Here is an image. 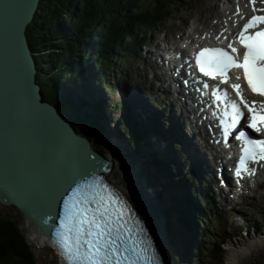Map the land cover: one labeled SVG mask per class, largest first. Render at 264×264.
Segmentation results:
<instances>
[{
	"label": "trees",
	"instance_id": "1",
	"mask_svg": "<svg viewBox=\"0 0 264 264\" xmlns=\"http://www.w3.org/2000/svg\"><path fill=\"white\" fill-rule=\"evenodd\" d=\"M141 1L144 0H40V7L27 27L29 44L38 61L37 80L43 88L44 98L67 114L72 125L93 141L95 147L102 150L113 135L121 145L125 144L122 140L125 138L128 146L124 157H128L129 164L134 163L132 157L138 154L147 156L138 172L145 180L138 177L143 186L156 188L159 208L154 200L155 207L160 215L168 217L167 229L171 230L176 256L185 258L188 248L203 259L221 260L225 240L211 245L206 233L211 227L206 224L209 210L203 211L193 204L191 193L190 197H185L179 192L192 177L188 171L185 183L179 176L178 160L174 155L178 147L172 145L173 148L169 146L165 151L157 150L151 140V134L155 132L145 128L133 111L134 105L128 106L122 101H116L112 106L110 102L105 103L109 100L108 95H114L117 90L112 84L115 78L109 73V66L115 64L116 59L125 62V56L136 53L140 43L139 30L159 21L166 23L176 2L151 0L153 6L148 8L142 6ZM146 38L147 31L142 39ZM139 50L140 47L137 53ZM115 73L123 74L124 71L120 69ZM94 79L101 89L94 87ZM119 110H122V116L111 128L108 119L115 118ZM167 150L174 159L166 156ZM119 152L122 156L121 149ZM193 194L206 199L197 190ZM256 226L262 224L257 222ZM0 264H39L21 224L2 213Z\"/></svg>",
	"mask_w": 264,
	"mask_h": 264
},
{
	"label": "water",
	"instance_id": "2",
	"mask_svg": "<svg viewBox=\"0 0 264 264\" xmlns=\"http://www.w3.org/2000/svg\"><path fill=\"white\" fill-rule=\"evenodd\" d=\"M39 7L40 0H0V203L51 236L69 189L93 175L106 178L113 164L44 98L27 35ZM143 198L141 205L153 209Z\"/></svg>",
	"mask_w": 264,
	"mask_h": 264
},
{
	"label": "snow or ice",
	"instance_id": "3",
	"mask_svg": "<svg viewBox=\"0 0 264 264\" xmlns=\"http://www.w3.org/2000/svg\"><path fill=\"white\" fill-rule=\"evenodd\" d=\"M253 12L257 0H250ZM264 11V9H259ZM264 15H252L238 33L237 39L246 49L240 60L237 48L229 43L224 48H203L196 56L199 71L212 79L228 83V72L242 68L248 87L264 97ZM219 39V37H217ZM230 50V51H229ZM240 79L239 76L236 77ZM203 87L209 86L204 83ZM239 100L230 99L227 90L214 89L212 95L222 102L219 114L222 135L227 141L230 133L245 119V109L250 114L245 127L253 132L264 130V102L245 100L241 85L232 84ZM215 115V113H214ZM243 142L242 155L236 168V176L255 174L256 168L264 167V139L250 137L241 130L236 135ZM70 194L62 201L59 226L54 230V242L61 249L66 264H159V257L143 229L129 227L131 213L122 197L99 177L76 182ZM139 221H136L138 224Z\"/></svg>",
	"mask_w": 264,
	"mask_h": 264
},
{
	"label": "rangeland",
	"instance_id": "4",
	"mask_svg": "<svg viewBox=\"0 0 264 264\" xmlns=\"http://www.w3.org/2000/svg\"><path fill=\"white\" fill-rule=\"evenodd\" d=\"M141 3H142V6H147L148 8L153 6V2L151 0H144V1H141ZM212 3H218V5H216V9L214 8V10H212L213 12H210L211 10L209 11V9L212 8ZM225 3H232L233 5L235 1L233 0H230V1L228 0H176V2L172 5V10L170 11L171 18L166 23L159 21L160 23L157 22L149 26H144L145 29H140L139 30L140 39L138 40L140 41V43L137 45V48L135 51L137 53V49L138 47H140V50L138 52L139 56H138V53L127 55L124 57L125 62H120V60L116 59L115 64L109 66V70H110L109 73L112 75L113 78H115L112 80V84L113 86L115 85L117 90L115 91L114 95H110V96L108 95L109 100L105 101L106 104L110 102L109 105L112 106L113 103H115L116 101H122L119 91L125 88L124 85H127V86L131 85L132 87H135L138 90L139 94L141 92L144 95L145 99H147L148 103L151 105L152 110H155V108H157L159 111L164 112V114H167L169 111L173 110L172 103H170L171 101L169 99L162 100L161 98V95L165 96L166 93L164 89L161 88V84L159 83V81H157L156 84L153 85V81L156 80L155 79L156 75L154 74V72L158 73L161 71V69L158 67L159 60H160L158 58V54L162 51L161 49L162 47H166L168 45L166 39L170 40L171 38H173L176 40V38L177 39L180 38L182 31L187 33L188 31L192 30L191 26L195 22H197L195 27H202L204 25V20H205L204 17L208 16V18L212 20L219 12L224 11L223 7ZM218 6L219 8H217ZM173 11L175 12L172 14ZM145 31H147V38L142 39ZM194 34L197 35L198 32L196 33L194 32ZM160 42H161L160 47H157L155 43H160ZM181 45H184V44L182 43ZM153 61L156 62L157 65L154 63L153 69L149 68L151 66L147 67L148 64L152 63ZM120 69L123 70L124 73L116 75L115 71L116 70L120 71ZM129 71H130V75L128 76L127 74ZM91 75L93 74L90 73V76ZM94 78L96 79L97 77L94 76ZM95 79L92 80L94 87L97 86L99 87V89H101V87L95 83ZM94 87L90 85L91 89ZM174 109L176 113H180L181 111L180 106L178 105H175ZM134 111L137 113L140 120L142 121L143 120L142 113H140L138 110H135V109ZM120 116H122V110H119V112L116 113L115 118L108 119L109 126L111 128L116 125L114 124V122H116L115 120H117L118 117L120 118ZM167 123L168 125H170L172 121L168 119ZM167 123H166L165 116H163L161 118L160 126L163 130H166L165 133L164 134L162 132L161 134L154 133L155 137L154 136L151 137L152 142L154 144L159 145L160 147H163V148H165V146L167 145L168 146L172 145L171 141H168L166 144L165 142L161 141L163 139L162 135L167 134V128H168V125H166ZM144 124L148 128L151 127L150 125L146 123ZM182 127L183 126L180 127L181 128L180 130L183 132L184 127L183 128ZM117 130H118V127H116V131H115L116 134L118 133ZM189 131L191 132V130L187 129L188 133ZM113 137H114L113 135L109 136L110 140L107 141L108 143L105 142V147H103L102 150H100L99 148L98 149L104 155L112 154V153L114 155H118V153L120 154L119 150L121 149L122 159L124 160L123 163L133 166V169L137 172L135 181H138L139 185L141 186L142 182H139L140 181L139 177L143 178L144 180L145 178L143 176H139L138 172L140 171L141 166H143V161L144 159L147 158V156L144 153H141L142 155L138 154L132 157V160H134V163L129 164L130 162L128 160V157H124V154L126 153L124 150L128 146L125 138L124 137L122 138V140L125 142V144L124 143L122 144L123 147L125 146L123 148L120 142L117 139H114L115 137L114 138ZM90 142L92 145H94L93 141H90ZM206 150L208 149L206 148ZM174 155L178 159V161H176V165H178L177 171H179L178 172L179 176L180 178H183V181H185L186 183V180L184 177H185V174L189 171V168H187L188 166L186 167L185 165L186 164V160H185L186 154L182 155V153L177 152L175 148ZM166 156L173 158V156H171L169 152L166 153ZM169 178L171 179V177ZM201 181L202 182L201 183L199 182V184L197 185L196 184L194 185L193 183L190 182L191 188H195L194 186H198L200 189H203L202 191L205 193L204 197L210 200V204H211L210 206L212 210L211 213H213V216H211L210 214L208 217L209 221L206 222V224L208 227L209 225L211 227H209L206 233H208V235L210 236L209 240L212 241L211 245H213L214 242L220 243L221 241L225 240L224 257H222L221 260H216L213 258L203 259L200 256H197L194 253H192L190 249L188 248L185 253V258L184 257L179 258L178 257L179 254L176 256L175 243L173 245V238H172L171 230H169V228L167 229V225H168L167 215H165L166 217L165 220H164L165 217L163 218V225L165 226L164 228L166 231L165 240L167 241L168 244H164L162 242L161 236L155 230L156 236L158 237L159 241H161L163 245L166 246V249L168 245H169L168 250L171 248L170 258H171V262H173L174 264H232V262L230 261L229 253H230V250L233 248V246L235 245L237 246L238 242L245 237H248L251 235L253 236L257 234L264 235V197L262 198L252 197L254 194H258L261 192L264 193V188L261 190H257V192H253L252 196L249 195V191H247L248 196L245 197L246 199L245 198L240 199V202L238 203L239 205L236 206L231 200L230 195H228L227 201L225 200L223 195L219 196L218 189H217L219 186L217 185L218 183L207 184V182L202 178H201ZM188 183L189 182L187 181V184H186L187 186H189ZM146 186L145 187H146L147 192L150 194L153 200H155V203H157L156 188L154 186L153 187L149 185H146ZM179 192H182V194H184L183 196L185 197H190V194L187 193V191L183 190L182 187L181 189H179ZM146 196H144L145 200L146 201L149 200L148 202L150 203V205L151 204L153 205L152 201L148 199L149 197L147 196L146 198ZM206 201H205L206 208L209 210L208 213H210L209 204ZM245 201H246V204L243 203ZM194 202L198 203L196 199H194ZM157 208H159L158 204H157ZM0 213L4 214L5 216L16 219L21 224L22 228L25 230V234L27 236L28 241L30 242L31 247L33 248V250L35 251L39 259V264H62L58 256L49 247L48 241L43 237V235L41 234V232H39V230H37L35 234L31 233L32 236H29L26 226H28L29 223L31 224V222H28L25 220V217L22 215V213L16 206L4 205L0 203ZM218 215L220 216L218 217ZM159 216L162 218V215H159ZM27 222L28 224L26 225ZM257 222L261 223L262 226L257 227L256 226ZM249 227H250V230L248 231L247 228Z\"/></svg>",
	"mask_w": 264,
	"mask_h": 264
},
{
	"label": "bare ground",
	"instance_id": "5",
	"mask_svg": "<svg viewBox=\"0 0 264 264\" xmlns=\"http://www.w3.org/2000/svg\"><path fill=\"white\" fill-rule=\"evenodd\" d=\"M233 1H235L236 4L240 6L241 10H243V8L245 9L253 8L252 4L250 3V0H247L248 4L246 3L247 1L245 2L244 0H233ZM216 5H218V3H212V8L209 9V11L211 10L210 12H213L212 10H214V8L216 9ZM255 6L257 8H263L264 0H257ZM217 8H219V6ZM223 9L224 11L219 12L212 20H210L208 16L204 17L205 20H204V25L202 27H195L197 24V22H195L191 26L192 30L188 31L187 33L183 32L180 39L186 40V43L189 44H194L195 42H204L207 39L216 40L217 37L221 39V36L224 35L223 33L225 31L226 24L229 21H231V23L233 24L235 20H238V17L236 15V10L235 8L233 10L232 3H225ZM194 32L195 33L198 32V34L195 35ZM166 41H168L170 54L171 55H174L175 53L179 54L181 61L183 62L184 65L185 64L184 62L188 61V57L185 56L187 48L178 44L177 38L176 40L173 38H171L170 40L166 39ZM155 45L157 47H160L161 42L155 43ZM165 48H167V46ZM160 57L161 55L158 54V58L161 60L158 66L163 67L165 61ZM154 63L156 64V62L153 61L152 63L148 64L147 67L151 66L149 68L153 69ZM183 65L180 64L174 66V64H169L168 71L162 69L159 78L155 76L156 80L153 81V85H155L156 82L159 81V83L161 84V88L164 89L166 93L165 96L161 95V98L163 100L169 99L171 101L170 103H172L173 110L169 111L168 113L166 112L167 114H164V112L156 109L152 110L151 105L145 99L143 94L140 91L139 94L138 90L135 87H132L131 85L130 86L124 85L125 88L120 90V97L124 103H127L126 105L128 106L134 105L135 110L137 109L140 113H142L143 120L141 122L150 125L151 127L149 129L152 128V130L156 134H161V132L164 134L166 131L163 130L160 126L161 118L165 116L166 123L168 119H170L172 123L170 125H168V123L166 124L168 125L167 134L162 135L163 139L161 141L165 142V144L168 141H171L172 145L175 144L178 147L179 151L177 150V152L182 153V155L186 154V157L184 156L186 160V164H185L186 167L188 166L187 168H189V171L194 170L193 173H196V175L199 178L205 179V181L208 184L218 183L219 185H229L230 178L227 175L226 165L232 160V156L225 152L220 153L215 146L211 145V143L207 140V138H204L205 136H207L208 129H210L209 124L211 123L210 122L211 119L206 113L205 110L206 103L201 98L197 85H195L188 78V76L185 73V67L183 68ZM194 90H196V92ZM175 105L180 106L181 109L180 113L175 112L174 109ZM144 123L143 125H145ZM179 126L184 127L183 132L180 130L181 128ZM146 127L147 126L145 125V128ZM187 129L191 130V132L189 131L188 133ZM75 131L78 134L84 135L76 128ZM154 135L155 134H151V137ZM203 138L205 140V144H201L200 139ZM91 146L97 151L99 150L98 148L94 147V145L91 144ZM169 146L167 145L165 146V148H163L160 147L159 145H155L156 149L160 151H165L166 148ZM205 147L211 150V154H212L211 157L209 156ZM170 154L171 156H173L172 153ZM104 156L107 159H109L113 164L112 169L108 173H106L107 180L113 186H115L119 190V192H121L122 194L125 195V197H127L129 201H127L125 198L124 201L128 203L129 206L134 211L138 213L139 218L143 220L144 223L147 224L148 227L150 228L151 237L158 245L157 247L160 249V252L162 254L161 256L158 251V248L155 247L153 243L154 249L159 257L160 263L174 264L173 262H171V258H170L171 248L168 250L169 245L167 249L166 246L163 245V243L168 244L167 241L165 240L166 231L164 228L165 226L163 225L164 217L162 215L161 218L159 216L161 213H158V211L155 210L156 207L154 200L147 192L146 188L143 187L142 185L140 186L138 181H135L137 172L133 169L132 165H127L123 163L124 160L122 159V156L119 153L118 155H114L112 153ZM221 174H223L224 177H222ZM185 185L184 187L182 186V189L190 194L189 192L190 187ZM217 189L219 196H221L223 193V187L218 186ZM140 192H142L144 196L147 195L149 197L148 199H150V201H152L153 203V205L151 204L153 209L146 208V205L143 204L141 205L140 199L143 197L141 194H139ZM252 197L262 198L264 197V193L261 192L258 194H254ZM144 199L145 197L143 198V200ZM238 203L239 202L236 203V206L239 205ZM243 203L246 204V201ZM137 204L140 205V207L138 208L139 210L135 208L137 207ZM28 222L26 223V225L28 224ZM153 223H155V226H153ZM26 228L29 236H32L31 233L35 234V232L38 230L35 229L34 226L30 223L28 226H26ZM153 228L156 229V231L162 235L161 240L163 243L161 241L159 242V240L156 237L154 238L152 232ZM51 234H52V229H51ZM42 235L47 241L50 240L51 236L45 234ZM49 244L50 242L48 241V245ZM229 257L232 264H264V235L262 234H257L253 236L251 235L241 239L238 242L237 246L236 245L233 246V248L230 250Z\"/></svg>",
	"mask_w": 264,
	"mask_h": 264
}]
</instances>
